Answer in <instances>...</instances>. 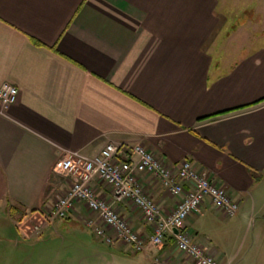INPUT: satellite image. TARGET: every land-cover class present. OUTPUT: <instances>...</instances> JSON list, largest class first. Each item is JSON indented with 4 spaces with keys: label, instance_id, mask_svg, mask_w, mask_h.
<instances>
[{
    "label": "crops",
    "instance_id": "0c3cea01",
    "mask_svg": "<svg viewBox=\"0 0 264 264\" xmlns=\"http://www.w3.org/2000/svg\"><path fill=\"white\" fill-rule=\"evenodd\" d=\"M237 3L0 0V83L17 88L13 102L0 103V217L18 235L0 264L52 263L70 251L41 237L49 229L63 236L50 226L54 220L92 233L86 219L96 213L81 201L38 230L24 224L32 226L28 216L38 221L68 181L53 163L68 150L93 154L107 140L139 142L167 162L188 158L223 184L237 210L226 215L205 198L184 229L216 264H264V0ZM244 26L250 32L240 36ZM138 176L159 214L172 208L178 195ZM91 183L110 200L102 180L93 176ZM113 205L132 229L151 231L130 202ZM91 236L80 248L93 257L84 264L185 260L167 230L161 243L139 251Z\"/></svg>",
    "mask_w": 264,
    "mask_h": 264
},
{
    "label": "built area",
    "instance_id": "2783aa9c",
    "mask_svg": "<svg viewBox=\"0 0 264 264\" xmlns=\"http://www.w3.org/2000/svg\"><path fill=\"white\" fill-rule=\"evenodd\" d=\"M16 94L15 85L6 81L0 83L1 104L13 102ZM53 170L66 176L68 181L62 193L47 202L44 210L40 211L38 222L31 227L25 226L37 229L43 220L48 222L56 216L64 217L75 201H81L96 213L95 220L86 219L96 238L106 243H129L133 250L139 251L147 243H161L162 235L167 230L173 234L175 248L185 254L183 264H216L213 256L192 240L184 229L187 215L198 211L205 198L226 215H232L238 206L223 184L216 183L206 172L195 169L188 158L167 162L157 158L139 142L107 140L90 155L79 150H68L53 163ZM138 173L147 174L159 185L168 188L170 193L178 195L172 208L159 214L157 204L143 190ZM93 176L108 186L110 200L96 193L91 183ZM121 199L138 209L140 217L149 223L150 232L141 234L130 227L113 205V202ZM150 264L169 263L155 255Z\"/></svg>",
    "mask_w": 264,
    "mask_h": 264
},
{
    "label": "rangeland",
    "instance_id": "374dc122",
    "mask_svg": "<svg viewBox=\"0 0 264 264\" xmlns=\"http://www.w3.org/2000/svg\"><path fill=\"white\" fill-rule=\"evenodd\" d=\"M237 1H241V0H231V4L236 3L235 5L238 6L239 3H237ZM231 7H232V5H231ZM236 10L237 9H235L233 11L230 10L229 13L235 14ZM244 25H247V24H244ZM249 32H250V29H248V27L244 26L243 30H241V32H240V36H245V33L247 34ZM57 221L54 220L50 226L59 227V229H61V230H57V231H60V233L63 236H61L57 233L56 234L52 233L49 229L46 231V236H44V234H42L41 237L42 238L46 237L47 242L50 241L54 244L55 243L67 244V245H65V247H68L69 249L70 248L71 249H70V251H67V252H65V250L62 251L61 254L59 255V258L56 257L57 259H54L52 263L45 262V264H69V263L70 264H84L88 260L93 258V257H91V255H89L87 250H81L80 249V248H83L84 245L86 244V242L92 237L91 236L92 233H90L91 232L90 229L87 226H82V225L76 224L75 222L73 223L72 220H68V219H64V218L57 220ZM25 222H27L31 225H34L38 221H36L35 217L32 218V216L31 217L28 216V218H26ZM13 227H14V225L12 223L8 224V223H6V220H3V218L0 217V228L6 229L4 232L0 233V261H5L8 259L7 245L11 244L13 239H16V237L18 238V235L16 234ZM9 228H10V230H9ZM41 237L39 238L40 241L42 240ZM250 238H251V232L249 230V232L247 234V238H246V244L249 243ZM19 240L20 241L23 240L24 242L30 243V244L35 242V241H38V239H35V238L21 239V236H20ZM246 244H245V246H246ZM36 247H38V246L37 245L34 246V248H36ZM36 253H37L36 249L31 250L29 253L30 254V260L33 262H36ZM15 258H16V256H14V259ZM61 260H63V261H61ZM69 260H70V262H67Z\"/></svg>",
    "mask_w": 264,
    "mask_h": 264
},
{
    "label": "water",
    "instance_id": "95a60500",
    "mask_svg": "<svg viewBox=\"0 0 264 264\" xmlns=\"http://www.w3.org/2000/svg\"><path fill=\"white\" fill-rule=\"evenodd\" d=\"M173 229H174V230H176V228H175V227H174Z\"/></svg>",
    "mask_w": 264,
    "mask_h": 264
}]
</instances>
